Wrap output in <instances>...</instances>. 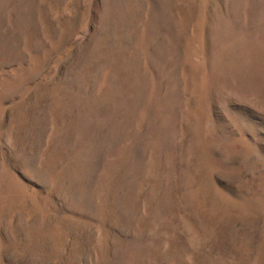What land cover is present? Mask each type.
I'll return each instance as SVG.
<instances>
[{"label":"rangeland","instance_id":"obj_1","mask_svg":"<svg viewBox=\"0 0 264 264\" xmlns=\"http://www.w3.org/2000/svg\"><path fill=\"white\" fill-rule=\"evenodd\" d=\"M0 264H264V0H0Z\"/></svg>","mask_w":264,"mask_h":264}]
</instances>
